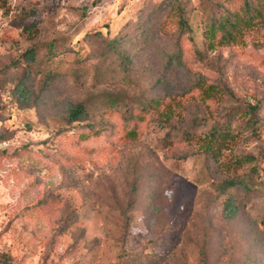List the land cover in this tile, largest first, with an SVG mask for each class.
<instances>
[{"label": "rangeland", "instance_id": "374dc122", "mask_svg": "<svg viewBox=\"0 0 264 264\" xmlns=\"http://www.w3.org/2000/svg\"><path fill=\"white\" fill-rule=\"evenodd\" d=\"M181 2L193 38L179 40L182 64L168 62L166 0H0V254L12 264H264V128L217 162L201 146L237 104H259L264 122V11L200 60L214 6ZM149 100L153 114L129 107ZM76 103L85 113L68 121ZM244 154L255 170L234 164ZM241 175L246 186L223 187Z\"/></svg>", "mask_w": 264, "mask_h": 264}, {"label": "trees", "instance_id": "16d2710c", "mask_svg": "<svg viewBox=\"0 0 264 264\" xmlns=\"http://www.w3.org/2000/svg\"><path fill=\"white\" fill-rule=\"evenodd\" d=\"M212 4L214 7L211 9L207 17L203 18L202 15V44L203 47L198 48L197 45L193 44V51L196 58L203 60L207 51H211L216 48L223 46H228L240 41L242 37L248 32L253 31L257 23L263 18L264 11V0H215L213 3L209 0V5ZM165 5L168 7V12L162 19L160 23L164 28L167 23H170L168 18L175 17V23L177 24V41H176V51L172 53L168 62L176 61L177 63H183V50L180 45L181 37L192 38V28L189 24V19L186 14V8L182 4L181 0H166ZM30 14V15H29ZM29 15V16H28ZM28 18L26 19V17ZM31 12L28 11L21 18V23L23 24V30L30 32L35 26L34 22L31 21ZM109 47L114 48L116 42L114 39L108 40L106 42ZM216 86L208 85L204 90L203 99L204 104L199 103L198 108L204 106L208 108L207 98H210ZM106 101L110 104H116L117 99L120 95L116 92L106 93ZM122 99V97H120ZM182 103V100H180ZM158 102L156 100H149L146 104H141L138 102H132L129 107L133 110L134 106L137 112L153 114L158 109ZM174 103L173 100L167 102L163 112L165 119L172 121L175 116L171 104ZM176 103V102H175ZM180 105V104H178ZM183 107V106H181ZM259 104H237L232 107L231 111L225 114L221 119H216L207 130L204 135V139L201 141V146L203 151L214 161H219L221 155V149L223 145H226L230 139H237L239 142L245 133L251 135H258L261 129L264 128L263 119L259 117ZM175 112V111H174ZM85 113L84 105L81 103L74 104L68 111V121H74L82 117ZM132 112L126 114V117H130ZM132 117H130L131 119ZM88 127L89 133L95 134V132H100L102 128ZM244 133V134H243ZM185 138L190 137V132L187 130L183 131ZM256 163V158L251 154L240 155L234 160V164L239 166H245L246 164H251V168L255 170L254 167ZM244 177H236L235 180L229 179L223 182L224 188H230L236 184H247L244 182ZM228 209H230L229 203H225ZM202 253V252H201ZM6 264H12L7 260L5 254H0ZM14 264V263H13Z\"/></svg>", "mask_w": 264, "mask_h": 264}]
</instances>
